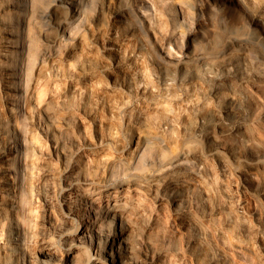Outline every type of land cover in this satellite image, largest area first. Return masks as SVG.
I'll return each mask as SVG.
<instances>
[{"label": "rangeland", "instance_id": "374dc122", "mask_svg": "<svg viewBox=\"0 0 264 264\" xmlns=\"http://www.w3.org/2000/svg\"><path fill=\"white\" fill-rule=\"evenodd\" d=\"M28 1L15 39L0 0V148L10 67L26 121L0 264H107L119 217L125 264H264V0Z\"/></svg>", "mask_w": 264, "mask_h": 264}, {"label": "bare ground", "instance_id": "6f19581e", "mask_svg": "<svg viewBox=\"0 0 264 264\" xmlns=\"http://www.w3.org/2000/svg\"><path fill=\"white\" fill-rule=\"evenodd\" d=\"M16 4L18 6V9H16L15 15L11 19L12 21L11 29L13 31L12 36L15 39H18L19 36L21 35V31L29 29V26H27V20L30 16L32 8L30 7L28 0H16ZM7 75L8 77L11 78V80L8 81L10 83L8 88L11 89V91H13L12 93L13 95L7 97L6 109L8 111H12V110L15 111L18 127L16 133H14L13 136H11L7 130L4 131L3 137L5 138V145L3 146V148H0V215L1 216H3L6 210L10 207V200L6 196L10 181H14V184H16L19 212L20 214L25 213L24 212L25 195L22 190V183H21V175L24 167L23 159L26 149V121H25V113L23 111V106L21 102L22 93H23L22 73L18 68L10 67ZM87 219L90 222H96L97 220L96 217L94 216H89ZM119 220L120 222L119 223L117 222L118 224L114 225L115 226L114 233L110 235L112 236V241L111 242L109 241L107 243V246L103 250L104 256L107 260V264H125L128 263V260L132 257L131 243L125 237L126 232L129 229L128 225L124 224L120 217ZM20 237H21V233L18 235V240L20 239ZM21 258L23 261L22 256ZM99 262L100 261L97 260L96 257L89 256L87 257L86 264L87 263L98 264ZM22 264L25 263L22 262Z\"/></svg>", "mask_w": 264, "mask_h": 264}]
</instances>
